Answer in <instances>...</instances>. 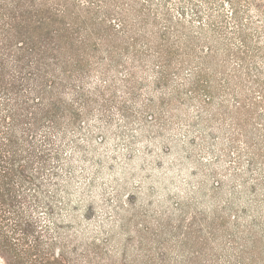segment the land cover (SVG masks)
I'll use <instances>...</instances> for the list:
<instances>
[{
    "label": "rangeland",
    "instance_id": "obj_1",
    "mask_svg": "<svg viewBox=\"0 0 264 264\" xmlns=\"http://www.w3.org/2000/svg\"><path fill=\"white\" fill-rule=\"evenodd\" d=\"M151 1L138 0L150 16L144 29L151 37L150 46H142L134 62H125L132 72L127 82L122 70L112 83L126 109L110 108L112 126L107 132L95 127L100 125L98 109L82 123L86 129L96 128L91 142L84 140V134L79 135L80 142L90 145L88 157L104 167L98 172L94 163L91 172H80L73 188L93 200L79 205L74 198L65 207L64 198L57 195L58 205H36L29 211L31 218L54 238L53 215L72 207L77 219L61 217L58 222L76 264H105L104 258L111 255L117 260L140 255L148 264H264V188L252 197L257 203L246 197L233 199L229 207L215 189L221 181L237 188L244 176L251 180L252 190V179L264 177L260 169L264 140L257 138L258 128L264 126V102L255 104L264 99V0H238L240 22L229 0ZM163 2L174 21L185 23L181 31L161 30L170 24L160 7ZM211 22L220 27L216 32L205 29ZM185 34L195 39L187 40ZM219 35L225 38L220 40ZM242 35H247L250 47L245 48ZM238 51L243 58L236 56ZM165 66L167 77L162 80ZM198 72L201 86H210L211 95L200 92L202 104L189 94ZM126 88L132 94L127 95ZM238 102L241 106L235 109ZM46 177L40 180L45 182ZM88 178L91 185H85ZM14 184L24 201L21 207L30 210L37 190L31 184L23 187L17 179ZM45 188L47 195L54 194L51 187ZM250 208L257 210L254 219L243 212L251 215ZM6 210L0 204V264H39L34 254L21 263L15 258L33 241L28 238V244H22L24 235L14 231L15 220L9 213L4 217ZM215 214L225 217L216 220L218 228L212 230L209 223ZM251 221L257 237L247 240L245 248L247 241L234 242L231 233L239 222L246 226ZM238 247L243 258L228 262L227 255Z\"/></svg>",
    "mask_w": 264,
    "mask_h": 264
},
{
    "label": "trees",
    "instance_id": "obj_2",
    "mask_svg": "<svg viewBox=\"0 0 264 264\" xmlns=\"http://www.w3.org/2000/svg\"><path fill=\"white\" fill-rule=\"evenodd\" d=\"M128 1L0 0V204L8 209L4 217L7 218V213L12 214L15 220L14 231L24 235L21 238L22 244H28V238H32L34 243L29 244V248L26 245V252L22 250L15 254L20 263L24 262L28 254H34L39 257V264H76L71 259L70 246L62 240L61 231H64V227L58 222L61 217L77 219L72 207L63 208L65 214L53 215L51 223L55 224L57 234L54 238L39 230L38 220H32L30 212L34 211L36 205L47 204L53 208L52 205L59 201L57 195L64 198L65 207L70 206L74 198L79 205L90 204L93 200L87 192L79 194L73 188L80 172H91L95 164L98 165V172L104 167L88 157L90 145L81 144L79 135L84 134V140L89 143L96 130L86 129L82 123L88 121L90 115L98 109L101 112L97 118L100 125L95 127L106 132L110 130V108L126 109V105L119 102L112 83L122 70L125 71L124 80L127 82L132 72L125 62H134L141 47L150 46L151 42L148 29L144 30L151 22L145 12V5L138 0ZM206 1L211 3V0ZM229 2L234 7V17L240 22L238 0ZM149 3L152 4V1L149 0ZM160 7L164 19L170 23L161 30L170 32L173 27L178 31L185 28L183 21L173 20L166 2ZM216 16L221 18L220 14ZM216 22H211L207 28L203 24L201 30L205 28L216 32L219 27ZM188 35L185 34L187 40L195 39ZM246 36L242 35L245 48H248L250 46ZM219 37L220 40L225 38ZM226 48L231 49V46ZM243 51L247 50L240 53ZM240 53H235L239 59L243 58ZM200 76L198 72L189 94L202 104L200 92L205 90L211 94L210 86H201ZM166 77L165 66L161 79ZM125 86L128 87V84ZM126 89L127 95L132 94ZM262 101L264 99L255 104ZM240 106L238 102L235 109ZM192 123L194 128L199 125L197 121ZM258 131L257 138L264 140V126L258 128ZM253 164L258 168L257 164ZM253 164L248 165L252 167ZM260 164V169H264V163ZM44 175L47 176L45 182L40 180ZM15 179L23 187L33 185L38 192L33 198L35 206L30 205V210L23 208V205L21 207L24 201L16 193ZM255 179H252L255 183L251 186L252 190L249 189L251 180L244 176L239 178L240 185L237 188L221 181L220 185H216V193L226 198L224 203L228 207L233 199L240 201L247 197L249 202L255 201L252 197L264 188V177ZM92 181V178H88L85 185H91ZM45 186L51 187L54 194L47 195ZM250 211L251 215H248V211L243 212L254 219L257 210L250 208ZM213 217L209 226L215 230L218 228L216 220L225 216L215 214ZM87 219L93 221L92 218ZM244 225L239 222L235 226L236 231L231 233L234 242L257 237L256 224L251 221ZM3 239L14 250L8 237L3 236ZM90 249L91 245H87L88 253ZM238 249L233 255H227L228 262L243 258L240 256L242 250ZM123 257L117 260L111 255L107 260L104 258V261L105 264H148L145 261L147 258L140 255L130 260L127 256Z\"/></svg>",
    "mask_w": 264,
    "mask_h": 264
}]
</instances>
